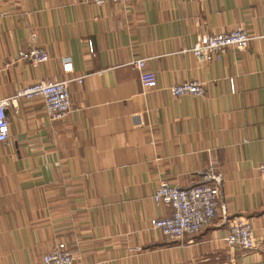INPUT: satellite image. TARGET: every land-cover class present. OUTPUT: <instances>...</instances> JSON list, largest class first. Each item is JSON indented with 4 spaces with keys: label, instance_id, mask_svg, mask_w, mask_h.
<instances>
[{
    "label": "crops",
    "instance_id": "0c3cea01",
    "mask_svg": "<svg viewBox=\"0 0 264 264\" xmlns=\"http://www.w3.org/2000/svg\"><path fill=\"white\" fill-rule=\"evenodd\" d=\"M0 11V99L84 77L69 84L63 119L51 120L38 98L7 111L0 264H43L59 242L75 264H264V0H0ZM237 26L251 35L245 50L205 63L189 52ZM31 34L48 55L37 67L15 61ZM137 59L155 88H141ZM190 80L203 97L170 95ZM209 167L223 195L210 225L177 241L150 229V219L170 215L154 191L188 189ZM233 217L251 224L254 250L226 245Z\"/></svg>",
    "mask_w": 264,
    "mask_h": 264
},
{
    "label": "built area",
    "instance_id": "2783aa9c",
    "mask_svg": "<svg viewBox=\"0 0 264 264\" xmlns=\"http://www.w3.org/2000/svg\"><path fill=\"white\" fill-rule=\"evenodd\" d=\"M139 0H94L97 7L106 3H127ZM0 11V19L3 17ZM251 39L248 31L237 26L231 31L216 33L199 38L189 50L192 56L199 62L219 61L224 50L234 49L243 51L247 48ZM35 35H30L31 44L20 53L16 62H26L33 67L46 62V51L34 45ZM146 59H137L132 66L138 73L139 83L144 91L157 86L155 74L145 70ZM63 72L70 73L72 66L69 62L63 63ZM84 77L65 79L61 81H40L19 88L7 98L0 99V142H5L9 136L8 110L17 113L20 101L41 99L45 112L51 120L63 119L71 110L69 98V84L76 82L81 84ZM169 93L173 97L186 95L203 97L205 89L202 83L196 80L184 81L169 87ZM135 124L139 125V115L134 116ZM257 170L264 179V159L258 165ZM215 168L209 167L202 175L201 180L188 189H181L169 184L160 185L153 193L152 199L156 204H162L170 210V215L164 218L150 219L149 228L159 231L169 241L181 240L185 236H193L210 225L216 217L222 202V178L214 174ZM227 246L239 248L244 251H252L256 247V241L252 233L251 224L242 217H233L228 224V233L224 238ZM139 251V248H132ZM75 255L64 243H57L49 252L43 255V264H75Z\"/></svg>",
    "mask_w": 264,
    "mask_h": 264
}]
</instances>
